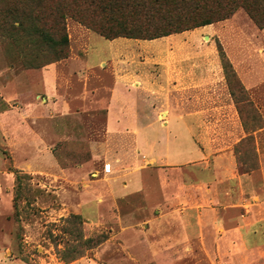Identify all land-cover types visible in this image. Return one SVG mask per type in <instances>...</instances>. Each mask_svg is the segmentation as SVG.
<instances>
[{
    "label": "crops",
    "instance_id": "1",
    "mask_svg": "<svg viewBox=\"0 0 264 264\" xmlns=\"http://www.w3.org/2000/svg\"><path fill=\"white\" fill-rule=\"evenodd\" d=\"M213 25L215 23L159 37L164 38L168 45L159 51L161 57L158 60L136 58V54L130 53L135 49L129 48L126 52L128 58H120L125 52L110 53V56L115 55L111 60L100 58L93 62L89 59L91 39L84 33L79 41L82 52L73 49L71 60L51 63L34 72L33 79L18 76L15 86L17 96L27 89L30 96L35 98L28 110L39 107L38 98L43 96L47 100L43 107L50 117L53 114H70L74 101L68 93L70 71L82 88L77 96L82 112L91 114L93 110L96 113L103 110V144L112 150L108 160L103 154L93 153L92 161L81 167L86 176L83 180L84 190L80 191L79 213H90L100 219L101 209L109 200L111 207H116L120 212L121 200L140 194L144 209L157 212L145 224L151 230L147 236L149 256L162 257L165 252L161 246L170 240L190 242L198 238L207 243L214 240L215 246L223 254L229 253L231 259L236 260L235 264H241L251 258L248 255L250 252L264 250V228L259 224L264 221V216L259 214L263 213L259 197L258 200L256 196L251 199L243 197V202H234L232 179L237 177L240 180L250 174L234 171L236 159L225 150L226 146L220 150L214 149L217 145H224L227 137L230 139L232 134L242 130V126L236 132L232 128L237 107L217 46L218 58L215 60L168 58L174 52L172 43L178 44L179 51L187 48V43L183 41L182 44V40L199 29ZM231 31L235 32L232 29L218 32L226 50L231 41L225 38H233ZM262 31L264 33V28ZM240 40H232L238 48L242 42ZM136 46L142 47L141 43ZM227 54L247 88L260 82V75L250 70L248 60L236 61L230 52ZM5 95L9 102V93ZM171 113L184 122L190 140L198 150L197 157L185 161L171 160L170 136L161 140L148 132L152 125L151 116H156L162 127L168 128ZM14 114L15 109L1 113L0 140L10 148L12 154L15 146L30 145L33 148L30 154L19 150L23 159H16L13 154L15 165L26 169L28 162L24 159L29 156L33 173L51 174V183L59 191L63 184H54L58 175L48 171L49 163L55 160L53 153L46 151L47 165L41 164L39 156L43 152L39 151V147L45 140L42 137L35 140L27 138L28 134L23 127L20 129L19 118L13 117ZM221 132H226L224 137L219 135ZM101 158L105 159L103 167L91 170L93 163L96 164ZM200 167L203 168L200 173L191 172ZM118 221L122 230L115 236L119 235L124 243H130L133 240L130 237L133 226L126 224L120 215ZM172 226L177 228V232L175 237L169 239L167 230ZM247 251L249 253L246 255ZM79 264L91 263L85 261Z\"/></svg>",
    "mask_w": 264,
    "mask_h": 264
},
{
    "label": "rangeland",
    "instance_id": "2",
    "mask_svg": "<svg viewBox=\"0 0 264 264\" xmlns=\"http://www.w3.org/2000/svg\"><path fill=\"white\" fill-rule=\"evenodd\" d=\"M230 29L235 32L231 31L232 39L228 36L225 38L231 41L230 47L226 50L225 42L218 37V32ZM67 31L70 38V56L66 59L70 60L73 49L82 52L79 41L84 37V33H87L91 39L89 59L93 62L100 58L111 60L115 55L110 56V53L125 52L120 58H128L126 52L129 48L135 49L130 53L136 54V58L150 57L158 60L161 57L159 51L166 49L168 45L164 38L107 39L73 18L67 20ZM234 38H241L240 48L232 41ZM183 41L187 43V48L180 51L178 44H171L174 52L168 56L169 59L215 60L218 58L216 46L221 42L226 53L230 52L236 61L248 60L250 70L260 75V82L250 88L246 87L247 89L241 87L231 73L228 76V85L235 93L233 99H236L237 105L235 120L232 119L234 121L231 123L232 128L236 132L241 128L239 126H242V130L232 134L230 139L227 137L224 145H217L214 149L216 151L226 146L225 150L236 159L234 171L250 174L240 180L237 177L232 179L234 202H243V197L251 199L256 196L257 200L259 197L263 210V213L259 214L264 216V33L247 11L240 7L228 20L217 22L206 29H199L182 40V44ZM137 43H141L142 47H137ZM26 53L27 51L17 48L10 40L4 42L0 38V117L6 110L15 109L16 114L13 117L18 116L20 129L22 127L25 129L27 138L35 140L42 137L44 142H47L45 144L42 141L39 147V151L43 152L39 156L40 163L47 165L46 151L53 153L55 160L49 163L48 171L58 175L54 184L60 182L63 186L56 191V187L51 183V174L33 173L32 162L28 155L24 159L28 162V164L25 162L26 169L15 165L13 154L16 159H23L19 150H25V154H30L33 149L30 145L15 146L12 154L10 148L0 140V264H79L85 261L91 264H235L236 260L231 259L229 253L223 254L215 246L214 240L207 243L198 238L190 242L170 240L161 246L165 252L162 257L149 256L147 236L151 230L147 229L145 224L150 222L157 212L144 209L140 194L121 200L120 212L116 207H113L114 209L111 207L109 200L101 209L100 219L90 213L89 215L86 212V215L80 213L82 223H79V232L86 237L102 233L108 238L97 247L87 250L83 257L72 262H65L59 257L60 249L69 248L77 244L78 240L75 232L63 233V231L66 229L75 231L71 223L64 219L71 213H79L80 191L84 190L83 180L86 176L81 167L92 161L93 153L103 154L108 160L112 149L103 144L105 139L103 110L100 109L97 113L93 110L91 114L82 112L77 99L82 88L76 76H72L70 71H68L71 78L68 93L74 100L70 114H53L50 117L43 107L47 102L43 96L38 98L39 107L28 110L35 98L30 96L27 89L17 96L16 78L24 75L33 79L34 72L48 65L40 68L28 67L23 57ZM7 92L9 102L5 99ZM35 111H37L36 115ZM151 117L152 125L148 132L161 140L170 136L171 160L185 161L198 156V150L192 144L189 132L178 115L171 113L168 128L162 127L156 116ZM170 130H172L171 134ZM198 133L197 137L200 138ZM247 133L249 136L241 140ZM224 134L226 132H221L219 135L224 137ZM105 159L101 158L96 164L94 162L91 170L101 169ZM17 168L22 170L19 174L20 180L17 179L14 170ZM201 170L202 167L191 172L198 174ZM119 215L126 224L133 226L130 232L133 240L130 243H124L119 235L115 236L122 230L121 224L118 223ZM259 224L264 228V221ZM176 232L175 226L169 227L168 238L175 237ZM152 244L155 245L154 242ZM153 249L155 250L156 247ZM247 253L249 252L247 251L246 255ZM248 255L251 258L242 261L241 264H264V250L257 253L250 252Z\"/></svg>",
    "mask_w": 264,
    "mask_h": 264
},
{
    "label": "trees",
    "instance_id": "3",
    "mask_svg": "<svg viewBox=\"0 0 264 264\" xmlns=\"http://www.w3.org/2000/svg\"><path fill=\"white\" fill-rule=\"evenodd\" d=\"M240 7L264 28V0H0V38L27 51L23 57L28 67L40 68L70 56L68 18L107 39H155L229 19ZM217 49L227 83L231 73L247 89L221 42ZM229 89L233 98L235 93ZM14 170L20 180L21 170ZM81 217L71 213L64 219L75 231L63 233L78 236L77 244L59 250L65 262L83 257L108 238L102 233L86 237L79 232Z\"/></svg>",
    "mask_w": 264,
    "mask_h": 264
}]
</instances>
